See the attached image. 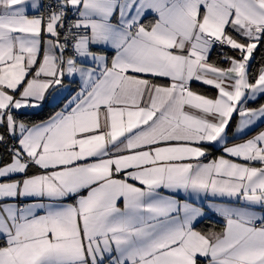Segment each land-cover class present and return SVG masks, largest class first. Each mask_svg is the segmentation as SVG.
Listing matches in <instances>:
<instances>
[{
  "label": "snow or ice",
  "instance_id": "6c2138e0",
  "mask_svg": "<svg viewBox=\"0 0 264 264\" xmlns=\"http://www.w3.org/2000/svg\"><path fill=\"white\" fill-rule=\"evenodd\" d=\"M0 264H264V0H0Z\"/></svg>",
  "mask_w": 264,
  "mask_h": 264
},
{
  "label": "trees",
  "instance_id": "16d2710c",
  "mask_svg": "<svg viewBox=\"0 0 264 264\" xmlns=\"http://www.w3.org/2000/svg\"><path fill=\"white\" fill-rule=\"evenodd\" d=\"M51 112V109L46 108L42 113H40L41 118H46ZM211 225L216 226L217 228H221L223 224L217 220L211 219V220H205L203 221L199 227L201 228H207L211 227Z\"/></svg>",
  "mask_w": 264,
  "mask_h": 264
},
{
  "label": "crops",
  "instance_id": "0c3cea01",
  "mask_svg": "<svg viewBox=\"0 0 264 264\" xmlns=\"http://www.w3.org/2000/svg\"><path fill=\"white\" fill-rule=\"evenodd\" d=\"M213 219H214V220H217V221H219V222H221V218H219V217H214ZM221 223H222V222H221ZM211 227H214V228L217 229V230L219 229V228H217V227L214 226V225H213V226L211 225Z\"/></svg>",
  "mask_w": 264,
  "mask_h": 264
}]
</instances>
